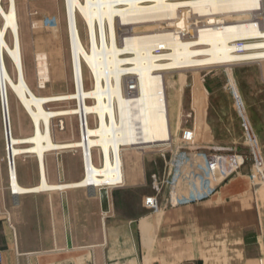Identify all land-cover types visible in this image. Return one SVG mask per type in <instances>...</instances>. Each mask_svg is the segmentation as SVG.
<instances>
[{
    "label": "crops",
    "instance_id": "0c3cea01",
    "mask_svg": "<svg viewBox=\"0 0 264 264\" xmlns=\"http://www.w3.org/2000/svg\"><path fill=\"white\" fill-rule=\"evenodd\" d=\"M256 13L261 17L253 20L263 31L264 9ZM255 38L237 37L239 57L255 58L246 44ZM263 55L264 50L256 58ZM7 140L0 116V264H264V210L246 178L231 176L210 198L170 207L167 189L157 192L152 185V176L164 169L162 159L150 156L159 155L156 147H124L123 181L103 186L108 197L103 211L101 187L12 192ZM93 161L101 164L99 151H93ZM40 167L33 153L17 156V183L37 187ZM44 173L52 185L80 181L81 148L46 152Z\"/></svg>",
    "mask_w": 264,
    "mask_h": 264
},
{
    "label": "bare ground",
    "instance_id": "6f19581e",
    "mask_svg": "<svg viewBox=\"0 0 264 264\" xmlns=\"http://www.w3.org/2000/svg\"><path fill=\"white\" fill-rule=\"evenodd\" d=\"M245 1L247 0H180L178 3L177 0H125V3H122L121 0H82V2L66 0L65 16L69 35V55L76 87L75 93L66 97L75 98L78 101V112L81 115L93 113L97 125L89 128L87 121L83 120L81 126L79 124L80 140L67 141L65 146L56 140L53 142V133L49 131L46 133L45 130L48 128L52 114L59 116L70 112H49L45 108L48 98L38 96L30 89L25 74L20 25L11 12H4L5 23L2 27L0 26V98L5 118H8L6 128L11 127L9 120L10 90L31 115L36 126L38 125L37 134L23 139L22 143L32 144L23 150L17 147L21 140L8 138L9 158H13L15 163L17 152L31 151L43 157L44 150L81 147L84 166L83 178L76 183L55 186L50 185L45 179L40 186L30 189L17 183L16 172L14 174L12 169L13 192L22 193L31 189L40 191L62 189L72 186L100 188L121 183L123 181L121 144L130 137L129 125L132 126L136 139L141 143L139 147L168 140L169 110L167 111L166 93L163 86V70L175 67L182 71L203 65L213 67L222 66L223 63L233 64L257 60L256 57L260 52H255L253 54L255 58L250 59H245L247 55L238 56L242 45L237 37L244 40L251 39L258 36L259 30L257 22L252 19L253 13L245 10L234 11L236 8L243 7L246 4ZM259 1L262 6L264 0ZM15 3L17 0H0V6L10 7ZM225 10L227 12H223ZM76 11L92 32V45L88 52L84 49L77 32ZM187 11L190 12L191 17H185ZM123 19L126 24L148 25L149 27L145 30L150 29L154 32L133 35L129 39L132 44V56L129 58H127L129 51L125 48V44H115V30L119 41L124 37L125 28L121 23ZM188 20L191 23L189 27L187 26ZM95 24L97 27L101 25L98 41L95 38ZM8 27L12 37L11 43L5 38L4 33ZM102 37H104L103 42H101ZM261 38V42L252 41L246 44L252 48L261 47L264 50V30ZM177 42L183 43L186 48L189 44L187 51L199 49L198 53L192 54L190 64L189 58L183 60L182 68L177 67L180 65L177 60L179 56ZM163 49H169V51L164 52ZM205 52L220 55L210 57L211 55ZM222 52L229 63L222 57ZM6 57L11 62L14 73L9 72ZM164 58H170V60L164 61L162 60ZM36 60L38 88H45L46 82L50 80L47 54L37 53ZM82 62L92 74L94 83L90 90L84 89ZM128 64L130 65L125 68ZM126 69L136 78V83L131 85L129 90L134 93L137 90L138 94L124 103V106L128 103V108L122 112L124 109L122 110L121 99L118 105L119 111H117L107 89L117 90V94H121L120 77L122 70ZM227 72L228 74L231 72L230 68H227ZM87 98L94 99L93 105H86ZM41 121L45 127L44 131L40 128ZM61 122L62 120L59 122L60 130L63 129ZM93 147H97L101 153L99 166L93 161ZM14 169L16 170V164Z\"/></svg>",
    "mask_w": 264,
    "mask_h": 264
},
{
    "label": "rangeland",
    "instance_id": "374dc122",
    "mask_svg": "<svg viewBox=\"0 0 264 264\" xmlns=\"http://www.w3.org/2000/svg\"><path fill=\"white\" fill-rule=\"evenodd\" d=\"M65 1L66 0H17V3L10 7L0 6L1 27L5 23L3 17L4 12H11L20 25V38L22 54L25 61L26 80L30 89L36 95L48 98L45 103V108L49 112H70L59 116H53L54 114H52L50 117L51 120L48 125L49 129L47 128L45 132L47 133L49 131V133H53V142L56 139H69L72 142L79 141L81 138L79 124L81 126L83 120L87 121L89 128H94L97 125V120L93 113L81 115L78 112V101L75 98L66 97L69 94L75 93L76 87L74 82L75 75L72 72L73 68L71 66L69 55V35L65 16ZM79 1L82 2V0ZM179 1L180 0H177L178 3ZM121 2L125 3V0H121ZM245 2L246 4H244L243 7L236 8L234 11H249L253 13L252 19L260 18L261 13L255 14V12L264 9V7L261 6L260 1L247 0ZM223 12L227 11L225 10ZM120 13L122 14V10ZM48 17H55L57 23L53 26L44 25V20ZM185 17H191L190 12H185ZM75 21L81 43L84 49L88 52L92 45L91 29L80 16L78 11H76ZM121 23H123L125 28L124 37L120 38L119 41L115 30V44L118 45L119 43H124L125 48L129 51V54L127 52V58H129L132 56V44L129 39L133 35L154 32L150 29L145 30L149 27L148 25L126 24L124 23V19L121 20ZM187 24L189 27V24H191L189 20L187 21ZM99 26L97 27L95 24L94 32L97 41L101 29L100 24ZM4 33L5 38L11 43L12 37L9 27ZM261 35L262 27L259 25L258 36L253 39V41H261ZM103 40L104 37H102L101 42H103ZM176 45L179 54L177 60L180 62V65L176 66L179 68L184 66L182 65L184 64L182 61L187 59V52H190L189 64L192 61V54L199 52V49L197 48L194 50L191 49L192 51H187L186 49H188L189 44H187V48L186 45H183L181 42H177ZM253 49L255 52H260V54L263 52L261 47H254ZM162 51L168 52L169 49H163ZM42 52L47 54L50 80L46 82L45 88H38L36 54ZM205 53L211 55L210 57L220 55L212 52ZM222 55L227 63H229L223 52ZM6 60L9 72L14 73V68L11 62L7 57ZM162 60L169 61L170 58H164ZM129 65L130 64L125 66V68ZM206 66L207 65H203L201 67L182 71H176L177 69L175 67L163 70V86L167 96V111L169 110V121L166 119L169 128L168 140L172 139L176 145L188 142L216 145L223 148L226 153H235L243 156L244 163L234 175L236 177L246 178L251 183L252 193L257 195L260 209L264 210V58L262 59L260 57L259 59L257 58V60L242 61L234 65L223 63L222 66ZM227 68H230L231 70L229 74ZM82 70L84 89L90 90L93 87L94 81L92 74L83 62ZM122 71L120 77L121 94H117V90L114 89H107V92L111 95L117 111H119L118 105L121 99L123 103L122 110L124 109L122 112H124L128 108V103H126V106H124V103L129 101L131 97L136 96L138 91L136 90L134 93L132 90H129L130 86L136 83V78L128 73L127 69ZM182 77L185 79L182 80ZM10 91L9 114L11 118V135H7L8 137L6 138L3 130L4 141L9 137L21 140V142L17 144V147H21L23 150L27 146L32 145H24L22 143L23 139L30 138L37 134L36 130L38 125L36 126V124L30 120L28 116L30 114L17 100L12 90ZM234 91H236L242 99L246 114L256 133L260 159H256L250 150L249 140L245 136L241 124V117L235 105ZM39 93H45L46 95H39ZM85 103L86 105L91 106L94 103V99L87 98ZM75 111L77 112L75 113ZM2 119L3 116L1 117V120ZM61 120L63 129L60 130L59 122ZM40 128L44 131L45 127L43 121L40 122ZM129 132L130 137L121 144V152L124 147L141 146L140 141L136 139L135 134L133 133L134 131L131 125H129ZM60 143L62 145L65 144V142ZM97 149V147H93L92 157L93 151H98ZM49 151L51 150H44L43 157L38 156L36 152L31 151L17 152L15 154V164L17 156L22 153H33L40 163L41 183H43L46 179L43 167L44 156L45 153ZM99 154L101 158V153ZM150 156L155 157L154 159H162L159 155ZM15 172L16 170L14 169L13 173L15 174ZM40 184L38 186H40Z\"/></svg>",
    "mask_w": 264,
    "mask_h": 264
},
{
    "label": "built area",
    "instance_id": "2783aa9c",
    "mask_svg": "<svg viewBox=\"0 0 264 264\" xmlns=\"http://www.w3.org/2000/svg\"><path fill=\"white\" fill-rule=\"evenodd\" d=\"M56 23L55 17H48L44 20V25L53 26ZM234 99L241 117L242 128L249 140L250 150L256 159H260L256 133L246 114L243 101L236 91H234ZM2 116V127L7 138L11 133L9 127L6 128L8 118H5L3 105L1 108ZM150 145L156 147L164 165L160 176L156 174L152 176V185L157 192L164 188L167 189L170 207L197 203L210 198L218 190L221 183L237 173L244 163L243 156L226 153L223 148L216 145L197 142L176 145L172 139ZM5 153L10 189L13 192L11 170H14L15 163L13 158L10 159L8 156L6 144Z\"/></svg>",
    "mask_w": 264,
    "mask_h": 264
},
{
    "label": "water",
    "instance_id": "95a60500",
    "mask_svg": "<svg viewBox=\"0 0 264 264\" xmlns=\"http://www.w3.org/2000/svg\"><path fill=\"white\" fill-rule=\"evenodd\" d=\"M100 198H101V204L103 211L108 210V197H107V189L106 187H101L99 190Z\"/></svg>",
    "mask_w": 264,
    "mask_h": 264
}]
</instances>
